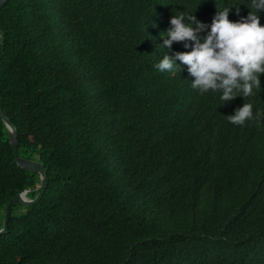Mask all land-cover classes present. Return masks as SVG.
Returning <instances> with one entry per match:
<instances>
[{
  "label": "trees",
  "instance_id": "1",
  "mask_svg": "<svg viewBox=\"0 0 264 264\" xmlns=\"http://www.w3.org/2000/svg\"><path fill=\"white\" fill-rule=\"evenodd\" d=\"M250 6L4 1L0 106L46 185L33 205H10L0 264H264V122L228 120L243 103L264 111V75L253 96L225 102L193 89L186 66L153 67L188 50L159 46L174 14L210 24ZM38 183L0 119V225L4 204Z\"/></svg>",
  "mask_w": 264,
  "mask_h": 264
},
{
  "label": "clouds",
  "instance_id": "2",
  "mask_svg": "<svg viewBox=\"0 0 264 264\" xmlns=\"http://www.w3.org/2000/svg\"><path fill=\"white\" fill-rule=\"evenodd\" d=\"M247 8L248 15L237 21L229 19L233 8L218 10L210 24L197 19L194 13L174 14L170 27L162 32L165 35L160 34L163 43L159 46L169 50L174 42H184L188 50L174 54L167 51L153 67L161 73H174L177 68L185 71L186 66L193 78L191 87L201 94L218 93L221 101L253 96L254 90L262 89L264 75V25L259 15L264 11V0H251ZM235 11L239 15L240 8ZM253 119L264 122V111L254 113L252 103H243L228 115L229 122L237 126Z\"/></svg>",
  "mask_w": 264,
  "mask_h": 264
},
{
  "label": "water",
  "instance_id": "3",
  "mask_svg": "<svg viewBox=\"0 0 264 264\" xmlns=\"http://www.w3.org/2000/svg\"><path fill=\"white\" fill-rule=\"evenodd\" d=\"M5 0H0V7L3 5ZM3 41V33L0 29V45ZM0 119L2 120L7 134H8V141L11 148L12 156L14 163L22 169H26L28 171L37 173L39 176V183L35 188L32 189H26L23 192L11 197L3 206V218H2V230H0V234H3L6 231L7 223L10 216V205L14 202L19 203L24 208H27L28 206L33 205L38 201V199L41 196V193L46 185V173L45 169L42 164H40L38 161L25 159L22 157H19L17 155V140H16V127L12 124V122L7 118L5 113L3 112L1 106H0ZM38 190L36 196L33 199H29L25 196V194L29 191H35Z\"/></svg>",
  "mask_w": 264,
  "mask_h": 264
},
{
  "label": "rangeland",
  "instance_id": "4",
  "mask_svg": "<svg viewBox=\"0 0 264 264\" xmlns=\"http://www.w3.org/2000/svg\"><path fill=\"white\" fill-rule=\"evenodd\" d=\"M16 211H17V210H16V209H14V211H13V214H16Z\"/></svg>",
  "mask_w": 264,
  "mask_h": 264
},
{
  "label": "snow or ice",
  "instance_id": "5",
  "mask_svg": "<svg viewBox=\"0 0 264 264\" xmlns=\"http://www.w3.org/2000/svg\"><path fill=\"white\" fill-rule=\"evenodd\" d=\"M0 230H2V225H0Z\"/></svg>",
  "mask_w": 264,
  "mask_h": 264
}]
</instances>
